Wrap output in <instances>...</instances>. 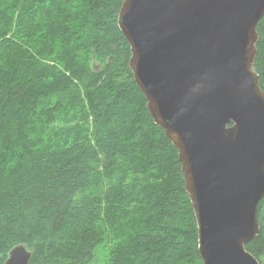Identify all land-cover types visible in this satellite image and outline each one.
Here are the masks:
<instances>
[{"label":"trees","instance_id":"16d2710c","mask_svg":"<svg viewBox=\"0 0 264 264\" xmlns=\"http://www.w3.org/2000/svg\"><path fill=\"white\" fill-rule=\"evenodd\" d=\"M124 0H0V264H203L179 152L118 25ZM254 70L264 91V16ZM259 234L247 250L264 264Z\"/></svg>","mask_w":264,"mask_h":264},{"label":"water","instance_id":"95a60500","mask_svg":"<svg viewBox=\"0 0 264 264\" xmlns=\"http://www.w3.org/2000/svg\"><path fill=\"white\" fill-rule=\"evenodd\" d=\"M264 0H124L118 25L155 123L179 152L203 264L247 250L264 197V91L254 70ZM19 243L5 264H30Z\"/></svg>","mask_w":264,"mask_h":264},{"label":"rangeland","instance_id":"374dc122","mask_svg":"<svg viewBox=\"0 0 264 264\" xmlns=\"http://www.w3.org/2000/svg\"><path fill=\"white\" fill-rule=\"evenodd\" d=\"M109 258V251L107 249H100L97 252V257L91 264H106Z\"/></svg>","mask_w":264,"mask_h":264}]
</instances>
